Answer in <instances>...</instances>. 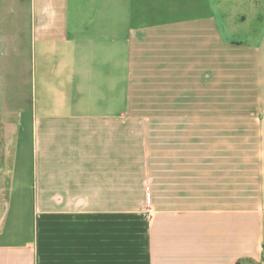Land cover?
<instances>
[{
    "label": "crops",
    "instance_id": "0c3cea01",
    "mask_svg": "<svg viewBox=\"0 0 264 264\" xmlns=\"http://www.w3.org/2000/svg\"><path fill=\"white\" fill-rule=\"evenodd\" d=\"M215 53L219 87L230 69L256 81L257 144L217 199L207 152L195 202L186 156L151 171L133 86L153 72L188 98ZM0 198V264H36L39 227L61 224L97 260L99 220L129 260L131 216L148 211L147 264H264V0H0Z\"/></svg>",
    "mask_w": 264,
    "mask_h": 264
},
{
    "label": "rangeland",
    "instance_id": "374dc122",
    "mask_svg": "<svg viewBox=\"0 0 264 264\" xmlns=\"http://www.w3.org/2000/svg\"><path fill=\"white\" fill-rule=\"evenodd\" d=\"M216 60L217 54H211L208 82L202 78L201 71H195L194 94L188 98L175 94V91H171L173 86H165L164 76L162 79L153 77V72L150 73L152 76L135 78L133 86L131 110L145 116L151 171L154 159L157 161L160 156L161 164L169 166L168 155L172 149L186 156L194 172L195 202L201 200L202 193L203 196L207 194L201 191L202 182L206 185V179L201 180L203 171L205 175L207 152L210 153L209 195L217 199L219 194H224L218 189L219 180L222 185L224 181L229 185L228 181L233 183L235 176L239 178V175L234 173L248 169L234 165L232 159L242 155L253 156L252 150H246V147L250 143L257 144V117L260 106L256 81L249 79L245 74L235 78L233 69H230L226 79L222 77L226 84L219 87ZM144 73L146 74V71ZM154 73L159 74L155 71ZM180 91L179 93H186L185 90ZM221 111L226 113L225 118L217 117ZM207 114L209 116L206 118ZM219 148L224 152V156H219ZM223 158L227 165H223ZM218 161H222L221 165H218ZM161 202L160 205L168 203V199H162ZM155 204L159 205V200L152 198L149 205ZM5 206V199L0 198V221L4 217ZM152 214V211H148L147 214L131 216L129 260H125L121 254V230H107L105 222L99 220L97 260L90 262L87 256L82 257L83 260H80L79 255L75 256L74 251L79 248L74 245V235L77 231L72 224H61L69 228L58 230L56 225L47 229L39 227L37 246L33 250L37 257L36 264H147L145 241L148 219Z\"/></svg>",
    "mask_w": 264,
    "mask_h": 264
}]
</instances>
